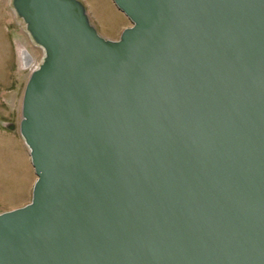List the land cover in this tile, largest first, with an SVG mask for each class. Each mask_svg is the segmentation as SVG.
Wrapping results in <instances>:
<instances>
[{
  "label": "water",
  "instance_id": "water-1",
  "mask_svg": "<svg viewBox=\"0 0 264 264\" xmlns=\"http://www.w3.org/2000/svg\"><path fill=\"white\" fill-rule=\"evenodd\" d=\"M13 0L45 50L20 132L37 174L0 264H264V0Z\"/></svg>",
  "mask_w": 264,
  "mask_h": 264
},
{
  "label": "rangeland",
  "instance_id": "rangeland-1",
  "mask_svg": "<svg viewBox=\"0 0 264 264\" xmlns=\"http://www.w3.org/2000/svg\"><path fill=\"white\" fill-rule=\"evenodd\" d=\"M85 1L99 32L107 38H117L113 30L125 20L111 0ZM33 43L36 44L13 0H0V212L23 206L31 198L35 170L19 123L28 66L32 63L24 62L23 53L31 50ZM41 50L37 51L40 57L45 55Z\"/></svg>",
  "mask_w": 264,
  "mask_h": 264
},
{
  "label": "bare ground",
  "instance_id": "bare-ground-1",
  "mask_svg": "<svg viewBox=\"0 0 264 264\" xmlns=\"http://www.w3.org/2000/svg\"><path fill=\"white\" fill-rule=\"evenodd\" d=\"M84 1V4H85V6H87V4L85 3L86 1L85 0H83ZM111 2L113 3V8L124 18V20H125V22L123 23V24H121L117 29H115V30H113V35H115L117 38H112V39H119L120 38V36H121V33H122V31L124 30V28H126V27H128V26H131L132 24H133V22H131V20H130V18L121 10V9H119V7L116 5V3H115V1L114 0H111ZM19 15V14H18ZM22 18V17H21ZM131 23V24H130ZM103 26H101V29H103L102 28ZM99 31V30H98ZM100 33V32H99ZM101 34V33H100ZM34 40V39H33ZM35 41V40H34ZM35 43L36 44H32V46H31V50H26V51H24V53H23V59H24V62H32L29 66H28V74H27V81H28V79H29V77H30V75H31V73H32V71L40 64V62H42V61H40V58L41 59H43L44 58V54H43V56L42 57H40V56H38V53H40V48H39V46H41V45H39L36 41H35ZM39 45V46H38ZM41 48H42V50L44 49L42 46H41ZM41 50V51H42ZM37 51H38V53H37ZM43 52H44V50H43ZM34 55H37V57L38 58H36ZM27 81H26V84H27ZM26 84H25V86H26ZM24 90H25V88H24ZM23 96H24V92H23ZM23 101V100H22ZM21 112H22V110H21ZM21 119H22V117H21ZM20 122H21V120H20ZM19 131H20V123H19ZM24 138V137H23ZM25 140V139H24ZM26 142V141H25ZM28 151H29V154H30V148H29V146H28ZM30 159H31V155H30ZM35 170V169H34ZM35 172V171H34ZM36 179H37V174H36V172H35V175H34V182H33V185H32V190H31V198H30V201H31V199H32V196H33V186H34V183H35V181H36Z\"/></svg>",
  "mask_w": 264,
  "mask_h": 264
},
{
  "label": "built area",
  "instance_id": "built-area-1",
  "mask_svg": "<svg viewBox=\"0 0 264 264\" xmlns=\"http://www.w3.org/2000/svg\"><path fill=\"white\" fill-rule=\"evenodd\" d=\"M40 64H41V62H40ZM40 64H39L34 70H36L37 68H39ZM34 70H33V71H34ZM33 71H32V72H33Z\"/></svg>",
  "mask_w": 264,
  "mask_h": 264
}]
</instances>
